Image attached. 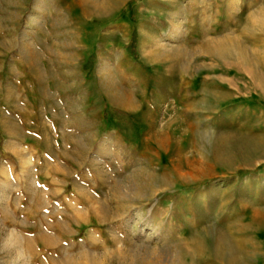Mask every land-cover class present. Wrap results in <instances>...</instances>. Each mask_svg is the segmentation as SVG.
Instances as JSON below:
<instances>
[{"label":"rangeland","instance_id":"1","mask_svg":"<svg viewBox=\"0 0 264 264\" xmlns=\"http://www.w3.org/2000/svg\"><path fill=\"white\" fill-rule=\"evenodd\" d=\"M263 220L264 0H0V264H264Z\"/></svg>","mask_w":264,"mask_h":264},{"label":"bare ground","instance_id":"2","mask_svg":"<svg viewBox=\"0 0 264 264\" xmlns=\"http://www.w3.org/2000/svg\"><path fill=\"white\" fill-rule=\"evenodd\" d=\"M216 50L218 53L224 54V55H232L235 50L231 46H226V41L219 42L217 44ZM249 146V148H253L252 144L245 143ZM262 229L264 232V220L262 223ZM14 234L13 232L8 233L7 239L5 240V244L14 245ZM198 246L200 248L205 249L206 247H210L213 252L214 256L217 260L222 262L223 264H244V262L241 260V258L238 257L236 251L232 248L229 240L222 234L219 236H215L213 238H199ZM86 256H89V254L85 253ZM70 262V261H69ZM70 264H73L71 261Z\"/></svg>","mask_w":264,"mask_h":264}]
</instances>
